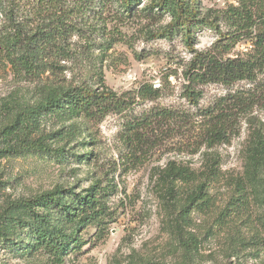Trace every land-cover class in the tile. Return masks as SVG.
I'll return each mask as SVG.
<instances>
[{
  "label": "rangeland",
  "instance_id": "1",
  "mask_svg": "<svg viewBox=\"0 0 264 264\" xmlns=\"http://www.w3.org/2000/svg\"><path fill=\"white\" fill-rule=\"evenodd\" d=\"M153 1L127 12L121 0H0V130L34 124L30 141L45 137L63 149L30 150L16 134L0 138V146L19 149L0 155V215L56 189L95 187L103 201L102 215L86 224L60 209L49 214L67 235L60 253L29 225H13L0 237V264H264V167L254 174L248 156L253 131L264 135V68L254 81L193 85L194 52L180 34H161L171 18L150 8ZM201 3L220 15L238 1ZM217 38L200 28L194 48L210 51ZM250 49L240 42L223 56L246 58ZM84 84L113 89L127 108L93 119L32 112L53 85ZM143 86L158 95L139 96ZM190 86L202 91L197 104ZM233 93L252 97L249 109L235 116L228 143L208 147L202 113ZM162 109L177 118H158ZM171 163L195 178H165ZM199 183L204 192L189 204ZM14 211L33 223L27 209Z\"/></svg>",
  "mask_w": 264,
  "mask_h": 264
},
{
  "label": "trees",
  "instance_id": "2",
  "mask_svg": "<svg viewBox=\"0 0 264 264\" xmlns=\"http://www.w3.org/2000/svg\"><path fill=\"white\" fill-rule=\"evenodd\" d=\"M140 0H121L127 12H131L133 5ZM238 4H231L220 15L204 12L201 0H156L150 8H158L171 18L164 27L163 36L180 34L186 46L194 52L189 63L187 75L193 85L221 82L230 84L239 80L256 79L259 70L264 68V0H237ZM224 22L226 29H223ZM207 27L218 34L217 41L210 51H196L194 48L195 33L198 29ZM240 42H247L250 52L246 58H225V51ZM229 48V49H228ZM192 88V89H191ZM139 96L153 98L158 95V90L152 86H143L138 91ZM202 96V91L196 86L188 90L189 99L197 104ZM252 97L233 93L222 97L220 101L206 109L202 116L204 122V140L208 147L216 144L228 143L232 136L235 116L246 113L251 104ZM253 104V102H252ZM127 108L126 101L113 89L102 85L94 88L90 85L60 86L53 85L47 89L46 98L39 103L32 112H67L72 116H83L85 119L104 118L112 112H122ZM158 118L175 120L177 114L170 109L158 111ZM35 125H25L15 128L14 125L5 126L0 130V138L12 134L18 136L26 148L50 153L60 154L61 148H54L46 142L45 137L30 141V135ZM252 141L248 149L250 163L254 174H259L264 167V135L258 130L253 131ZM23 146V145H22ZM17 146H0V155L17 152ZM165 178L181 179L189 183L195 178L189 167H176L170 164ZM204 184L199 183L190 192L189 204L195 203L204 192ZM173 190V188H171ZM68 192V191H67ZM64 189H56L42 193L33 198L19 200L11 203L0 215V237L10 227L29 225L38 237L40 243L45 244L52 253H60L66 247L67 235L54 225L49 217L57 209L65 211V218L70 221L78 220L86 224L102 215L103 201L99 190L95 187L85 193L73 194L69 197ZM25 208L34 215L33 223L29 224L15 214V209ZM12 240V239H8Z\"/></svg>",
  "mask_w": 264,
  "mask_h": 264
}]
</instances>
